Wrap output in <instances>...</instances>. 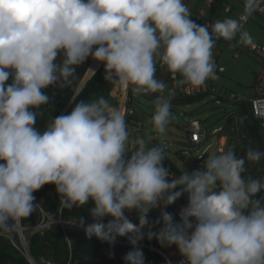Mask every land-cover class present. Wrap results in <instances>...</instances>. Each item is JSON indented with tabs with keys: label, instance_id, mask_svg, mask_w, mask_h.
I'll list each match as a JSON object with an SVG mask.
<instances>
[{
	"label": "clouds",
	"instance_id": "obj_1",
	"mask_svg": "<svg viewBox=\"0 0 264 264\" xmlns=\"http://www.w3.org/2000/svg\"><path fill=\"white\" fill-rule=\"evenodd\" d=\"M256 5L244 0L243 16ZM237 35L238 43L254 46L240 21H217L210 32L190 18L183 0H0V231L32 215L40 207L33 193L54 184L63 209L91 202L94 222L78 221L89 239L112 245L128 238L133 247L124 264H145L139 247L145 235L162 247L175 245L184 258L179 264H264V203L253 199L264 183L243 178L245 159L234 152L169 181L160 147L139 141L126 150L124 113L104 97L76 103L43 132L35 127L34 109L50 100L44 90L70 84L89 56L104 63L106 80L131 85L134 94L163 93L156 56L174 79L179 74L181 84L199 87L216 78V39ZM155 104L151 123L163 134L171 104L162 97ZM246 156L258 162L264 152L249 149ZM185 193L188 204L177 222L165 209ZM156 208L153 224L149 213ZM133 211L138 224L126 215Z\"/></svg>",
	"mask_w": 264,
	"mask_h": 264
},
{
	"label": "trees",
	"instance_id": "obj_2",
	"mask_svg": "<svg viewBox=\"0 0 264 264\" xmlns=\"http://www.w3.org/2000/svg\"><path fill=\"white\" fill-rule=\"evenodd\" d=\"M61 58L62 57H58V61ZM91 65L92 57L89 56L84 63L76 66L75 75L69 78L71 80L70 84L63 88L58 85H53L44 90L50 96L49 102L41 105L38 109H34V111L37 112L35 127L39 131L43 132L52 118L70 113L75 104L80 101L91 103L97 101L100 97H104L110 106L117 109L120 108L118 98L114 97L116 91L115 87L110 81L105 79L104 63L97 68L91 79L86 83L79 95H77L78 88ZM11 82L12 78L10 77L6 83L10 84ZM134 95L135 94L131 90V102L127 104L128 110L132 109V97ZM205 98L206 97L188 98L182 100L180 105L190 106V104L201 102ZM150 100L155 102L152 99ZM239 114L243 121V128L239 131L236 138H234L235 141L233 138L230 139L232 145L236 143V145H233L234 150L232 149V152L235 153L237 158L245 159L244 172L242 173L245 180L257 179L260 180L261 183H264V157L258 162H253L247 160L246 156L249 149L264 152L259 134V124L253 118L250 104H240ZM174 115L175 110L173 112V117ZM239 141L241 142L239 143ZM175 143L176 142L173 144ZM164 147L166 149L167 146ZM169 151L170 149L163 150L165 156L163 161L164 166L168 168L169 171L174 172L178 177L183 173L180 172L177 166L172 162L170 156L167 154ZM209 154L205 155L204 160L209 158ZM176 155H178V153ZM0 163L3 162L0 161ZM262 191L263 190L253 199L257 198L262 202ZM33 195L35 196L34 203L39 204L52 218L61 217L66 221L78 223L79 218L83 217L85 226L94 222L88 211L92 206L91 202L81 207H73L71 210L61 208L59 203L61 197L57 193L54 184L44 185L40 190L33 193ZM109 219L111 218L106 217L104 222L107 223ZM40 220L41 213L36 209L28 218L22 219V224L24 227H30L36 225ZM9 223L13 225L9 230L11 231L14 228V222L10 221ZM155 232L158 231L156 230ZM2 233L5 232L0 231V234ZM116 240L129 242L127 237H117ZM139 244L159 249L169 257L172 264H179L172 256V249L169 246L162 247L155 238L149 240L145 237ZM131 249L132 246H125L117 243L110 245L107 242H102L96 237L89 239L84 230L73 227L63 229L61 226H52L43 234L35 235L30 240V250L37 264H45L44 262L47 261L57 264H124L123 256ZM141 249L145 256V264H167L163 256L157 251L148 248ZM0 264H29L27 259L12 246L4 235H0Z\"/></svg>",
	"mask_w": 264,
	"mask_h": 264
},
{
	"label": "built area",
	"instance_id": "obj_3",
	"mask_svg": "<svg viewBox=\"0 0 264 264\" xmlns=\"http://www.w3.org/2000/svg\"><path fill=\"white\" fill-rule=\"evenodd\" d=\"M242 1L244 4V0ZM183 2L187 5L191 18V10L188 4V0H183ZM225 11L227 13H230L232 11V7L226 6ZM253 13L264 19V0H257L256 10ZM240 20L243 23H247L249 19L248 16L241 15ZM206 26L211 32L212 25L210 23H207ZM251 52L262 61V67L257 73L255 80L254 95L251 97L237 93H232V92L228 94L223 93L219 89V85L215 82H211V84L205 82L202 86L199 87H193L188 84H181L179 82V80L181 79L179 77V74H177L176 78L174 79L172 74L167 70V67L165 65H162L160 61L158 64H156L155 78L162 81L166 85L165 90L163 93L157 92V93H149V94L141 93V94L147 96L148 98L154 100L155 102L158 97H162L164 99L169 100L171 104L170 111L172 113L170 122L173 121V112L175 108H177L178 105H180V102L182 100L188 98L211 97L215 101L216 105L218 106L227 105L230 108H232L231 112L225 111V117H226L225 126L219 128H213L211 130V128H208L202 120L198 118H194L183 127L184 132L186 133V139L183 140L184 147L178 149L175 152V154L178 153L179 158H181L182 160H188L189 162L188 158L191 156V154H193V152L199 153L201 147L207 144L206 148L202 152V155L199 157V161H202L205 155L209 154L213 149V144H209L211 136L215 137L212 138V140H215L216 138H218V136L220 137V135L222 134L224 136H227L224 134L226 129L231 128V130H234L233 127L234 123L238 125L239 121L241 120L239 113H240V104L242 103H248L251 105L253 118L259 124V134L264 147V45L253 46L251 48ZM212 62L214 65L217 64V61L214 58H212ZM219 72L224 73L225 68L220 67ZM132 87L133 86L131 85H129L127 88L121 86V90L119 91L115 89L116 91L114 93V97L118 99L120 97L121 99L123 98L124 102L123 105H121V108L123 109L124 116L130 111L127 109V104L131 102L130 92L132 90ZM206 98L203 101H205ZM231 116H235V118L232 121V123L229 124L228 119ZM226 146L227 144H225V147ZM167 149L168 147H166V150ZM192 165L193 167H191V169L194 168L195 170H197L198 166L200 167L203 166V163L197 165L192 164ZM170 173L172 174V176L168 177L169 181H171L172 178L175 179L177 177V175L174 172L170 171ZM263 200H264V190L262 191V201ZM187 204H188V195L187 193H185L172 205L168 206L165 210L171 213L174 219L177 222H179L180 220L179 213L182 208L187 206ZM37 209L41 213V220L36 225L30 227H24L22 221L19 223L14 222V228L11 231L0 234V235H4L10 241L12 246H14L27 259L29 264H37L30 250V244L28 241L30 235L35 236L38 234H43L45 231L49 230L52 226H61L63 229L73 227L84 230L82 227L79 226V223L77 222L66 221L61 217L52 218L48 213L44 211V209L41 206L38 207ZM160 211L161 208H156L149 213L150 223H153L156 218H159ZM127 216L134 224L139 223L137 213L135 211L127 213ZM161 226H163L162 222H161ZM115 243L125 246H132L130 242H125L120 240H116ZM139 247L148 248L157 251L159 254L163 256L167 264H172L169 257L159 249L144 244H139ZM182 259L184 258L181 256L180 261ZM44 263L57 264L50 261Z\"/></svg>",
	"mask_w": 264,
	"mask_h": 264
},
{
	"label": "rangeland",
	"instance_id": "obj_4",
	"mask_svg": "<svg viewBox=\"0 0 264 264\" xmlns=\"http://www.w3.org/2000/svg\"><path fill=\"white\" fill-rule=\"evenodd\" d=\"M232 3L235 4V9L233 13L231 15H226L225 12H223L222 18L223 20L231 18V19L240 21L239 20L241 16L240 14L244 13L243 9L239 7L237 2H232ZM249 17L252 18L251 23L247 25L242 24L241 22L240 23L242 25V30L247 31L253 38V34L250 32V30L254 26L255 21L257 22V24L262 23L263 26H264V21L260 19L259 17H257L256 15H254V13H252V15H250ZM238 38L239 36L237 35L235 39L238 40ZM262 43H264V38L262 40ZM236 45L238 48L241 49L239 53L242 57H241V60L238 61L239 63H242L243 58H246V57H248L254 62L259 61L258 57L254 56L252 53H249L246 50V48L242 46L243 44H240V43L237 44L236 42ZM214 49L215 47H213L211 50L212 55H215ZM229 50L231 54H233L236 51L235 48H229ZM154 59L156 63L158 60V56H156ZM227 62L228 61H226V63ZM252 79H253V76L251 79L249 78L248 82L243 83L242 85L235 83L233 87L230 88L231 91H234L237 94L243 93L242 95L244 94L248 95L247 93L251 91ZM205 82H207L208 84H211V82H214V81H212V78L210 77ZM118 100H119V106H120L119 110L122 111L121 105H123V102H124L123 98L122 99L119 98ZM132 100H133L132 109L125 115V121L127 117L131 115H135V114H138L139 118L135 120L132 124H129L126 122V126H127L126 130L128 134V141L126 142V150L132 151L138 148L140 146L139 141L144 142V146L146 149L151 148V147H160L162 150H166L164 146H167L168 149H170L169 153L167 154L170 156L174 164L177 166L179 171L182 173H185L187 171L192 172L191 171V167H193L192 164L197 165V164L203 163L204 165L206 160L203 159L202 161H199V157L202 155V152L207 146V144L203 145L199 153L193 152V154H191V156L188 158L189 162L188 160H182L181 158H179V156L176 155L175 152L178 149H181L184 147L183 140L186 139V133L184 132L183 127L196 116H198L197 118H200L202 121H204L205 125L208 128H211V130L213 128H219V127L225 126L226 124L225 111L231 112V109H232L227 105L225 106L216 105L215 101L211 97H207L204 102L190 104V106L179 105L177 108H175V115L173 117V121L169 122L166 125L165 133L160 134L155 131L154 125L151 123V118L154 114L155 106H156L155 102H152L150 99H148L145 95L141 93H135V95L132 97ZM242 123L243 121L241 119L238 125L234 123V126H233L234 130H231V128L226 129L224 134L227 135L226 137L229 138L227 143H226L225 138L219 139V136H218V138H216L215 140H212V138H215V137L211 136L209 144H213V149L211 150L209 154V158L212 156L227 152V151L234 150L233 145H236V143L232 145L231 143L232 141L230 142V139L236 138L239 131L242 130L243 128ZM174 142L176 143L173 144ZM240 142L241 141H239V143ZM225 143L227 144V146L225 149H222ZM128 155L130 156L131 153H129ZM198 169L203 170V166L202 167L198 166ZM262 202L264 203V200ZM157 219L158 218H156L155 221ZM155 221L153 222V224L155 223ZM159 228H161V224H156L152 228V231L153 232H155L156 230L159 231L160 230ZM144 231L147 232L148 229H145ZM32 236L33 235H30V238L28 240L29 244H30V240ZM145 237L147 236L145 235ZM169 247L172 249V253H173L175 261L179 263L181 259V254L179 253L177 247L174 245L169 246Z\"/></svg>",
	"mask_w": 264,
	"mask_h": 264
},
{
	"label": "crops",
	"instance_id": "obj_5",
	"mask_svg": "<svg viewBox=\"0 0 264 264\" xmlns=\"http://www.w3.org/2000/svg\"><path fill=\"white\" fill-rule=\"evenodd\" d=\"M232 2H237L239 7L242 8L244 12V4L241 0H232ZM232 2L231 0H188V4L191 10V19H193L198 24L206 25L207 23H210L211 25H213L217 21L223 20L222 18L223 12H225L226 15H231L233 13L235 9V4ZM226 6L232 7V11L230 13H227L225 11ZM240 15H243V13H241ZM254 15L256 14L254 13ZM256 16L264 21V19L261 18L260 16L258 15ZM248 19L249 20L247 23H243L240 19L239 20L242 24L247 25L252 22L251 17L248 16ZM250 32L253 34L252 39H253L254 46L264 45V43H262V40L264 38V26L262 23L257 24V22L255 21V24L251 28ZM236 42L238 44V40L235 38L233 40H225L222 37L219 39H216V42L214 44V47H215L214 54L215 55H212V58L216 59L217 61V64L215 65V68H214L216 78L212 79V81H214L215 83L219 85V89L221 90V92L228 94L230 92L235 93L234 91H231L230 89L231 87H233L235 83L242 85L243 83L248 82L249 78L251 79L253 76L251 91L247 93L248 95L244 94L245 96L251 97L254 95L255 80H256L257 73L262 67V61L259 59L258 62H254L248 57H246V58H243L242 63H239L238 61L241 60L242 56L239 53L241 49L237 47ZM242 46L246 48V50L249 53H252L251 52V48L253 47L252 45H242ZM229 48H235L236 51L233 54H231ZM159 61L160 59L158 56V60L156 64H158ZM226 61L228 62L226 63ZM220 67L225 68L224 73L219 72ZM242 94L243 93H241V95ZM201 102H204V101H201ZM221 138H225L226 143L229 139L223 134L220 135L219 139ZM225 148L226 147L224 145L222 149H225ZM172 256H173V253H172Z\"/></svg>",
	"mask_w": 264,
	"mask_h": 264
},
{
	"label": "water",
	"instance_id": "obj_6",
	"mask_svg": "<svg viewBox=\"0 0 264 264\" xmlns=\"http://www.w3.org/2000/svg\"><path fill=\"white\" fill-rule=\"evenodd\" d=\"M98 66H99L98 62L96 60L92 59V65H91L89 71L87 72V74L85 75L82 83L80 84V86L78 88L77 95H79V93L85 87L86 83L91 79V77L93 76L94 72L97 70ZM111 83L113 84V86L115 87L116 90H118V91L121 90V85L115 84L114 82H111ZM69 106H68V108H69ZM138 118H139L138 114L131 115V116H129V117L126 118V122L129 123V124H132ZM234 118H235V116L229 117V119H228L229 124L232 123V121L234 120ZM193 170H195V169L192 168L191 171H193Z\"/></svg>",
	"mask_w": 264,
	"mask_h": 264
},
{
	"label": "bare ground",
	"instance_id": "obj_7",
	"mask_svg": "<svg viewBox=\"0 0 264 264\" xmlns=\"http://www.w3.org/2000/svg\"><path fill=\"white\" fill-rule=\"evenodd\" d=\"M122 112H123V110H122Z\"/></svg>",
	"mask_w": 264,
	"mask_h": 264
}]
</instances>
